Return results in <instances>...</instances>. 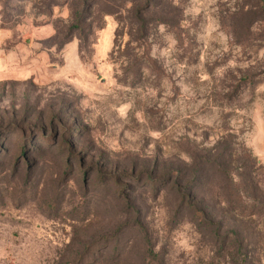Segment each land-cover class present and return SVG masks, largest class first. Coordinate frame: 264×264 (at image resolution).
Here are the masks:
<instances>
[{
	"label": "rangeland",
	"instance_id": "rangeland-1",
	"mask_svg": "<svg viewBox=\"0 0 264 264\" xmlns=\"http://www.w3.org/2000/svg\"><path fill=\"white\" fill-rule=\"evenodd\" d=\"M0 264H264V0H0Z\"/></svg>",
	"mask_w": 264,
	"mask_h": 264
},
{
	"label": "trees",
	"instance_id": "trees-1",
	"mask_svg": "<svg viewBox=\"0 0 264 264\" xmlns=\"http://www.w3.org/2000/svg\"><path fill=\"white\" fill-rule=\"evenodd\" d=\"M82 1H84V2H86V0H82ZM85 15H73V24L72 25H70L67 29H66V31H65V29H63L62 31H61V33L63 34V38H62V40H60L61 42H60V46H62L63 44H65V43H67L69 40H70V38L73 36V33L74 32H78V34L79 35H82L83 34V32H84V27H83V22L85 21V17H84ZM90 18V17H89ZM58 26V25H57ZM59 27V26H58ZM57 27V28H58ZM57 31H58V33H59V30L57 29ZM57 36H58V34H57ZM225 156H227V153L225 152V153H223L222 155H221V157L224 159L225 158ZM218 167H220V166H218ZM217 172H218V169H215ZM227 171V170H226ZM235 176H240L241 178H242V176H245L244 174H242V173H238V172H236V173H234V172H230L229 173V175L227 174L226 175V180L228 179L229 181L231 180L232 182H234L236 179H235ZM166 177H167V185H169L171 182H173V184L174 183H176V185L177 186H179V188L181 187V183H182V181L180 180V178L177 176V175H175V173H172V172H167L166 173ZM246 177V176H245ZM183 179V178H182ZM243 180H247V184L248 185H251V183H252V186H253V184H254V180H253V178H242ZM175 181V182H174ZM149 182H151V184L150 185H152L154 188L156 187V185H155V180H153V179H150L149 180ZM195 182V181H194ZM187 189L190 191V190H192L193 189V184H192V181H190L189 183H188V185H187ZM248 198H250V199H253L254 201H256L257 200V197H253V196H249ZM187 200H185V203H184V207H193L194 206V204H193V202H194V200H192V198H186ZM228 200H230V199H228ZM243 212V211H242ZM243 213H245V216H247V217H249L250 219H252V218H255L256 216H258L259 215V211L258 210H256V207H255V205H253L249 210H248V212H243ZM242 213V214H243ZM205 219H206V217H205Z\"/></svg>",
	"mask_w": 264,
	"mask_h": 264
}]
</instances>
